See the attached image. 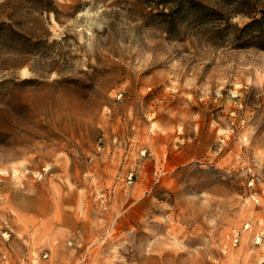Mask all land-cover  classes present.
I'll use <instances>...</instances> for the list:
<instances>
[{
  "label": "rangeland",
  "instance_id": "obj_1",
  "mask_svg": "<svg viewBox=\"0 0 264 264\" xmlns=\"http://www.w3.org/2000/svg\"><path fill=\"white\" fill-rule=\"evenodd\" d=\"M0 264H264V0H0Z\"/></svg>",
  "mask_w": 264,
  "mask_h": 264
}]
</instances>
